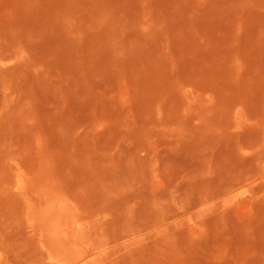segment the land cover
<instances>
[{"label":"rangeland","instance_id":"374dc122","mask_svg":"<svg viewBox=\"0 0 264 264\" xmlns=\"http://www.w3.org/2000/svg\"><path fill=\"white\" fill-rule=\"evenodd\" d=\"M0 264H264V0H0Z\"/></svg>","mask_w":264,"mask_h":264},{"label":"bare ground","instance_id":"6f19581e","mask_svg":"<svg viewBox=\"0 0 264 264\" xmlns=\"http://www.w3.org/2000/svg\"><path fill=\"white\" fill-rule=\"evenodd\" d=\"M80 228H82V227H80ZM79 229V228H78ZM79 231V230H78ZM81 231H82V229H81Z\"/></svg>","mask_w":264,"mask_h":264}]
</instances>
